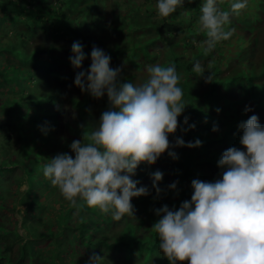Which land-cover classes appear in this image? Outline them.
Returning a JSON list of instances; mask_svg holds the SVG:
<instances>
[{
	"label": "trees",
	"instance_id": "1",
	"mask_svg": "<svg viewBox=\"0 0 264 264\" xmlns=\"http://www.w3.org/2000/svg\"><path fill=\"white\" fill-rule=\"evenodd\" d=\"M157 2L0 0V264H86L93 253L103 257L100 264H169L152 228L156 210L190 201L194 179L222 178V153L243 150L241 122L257 115L264 125V0H248L231 17L233 35L208 55L199 25L203 0H185L168 18L158 14ZM231 2L220 7L228 10ZM75 42L85 54L83 69L96 46L112 68H122L121 82L134 85L148 79V66L174 64L188 106L169 140L202 142L171 149L176 160L166 152L153 165L140 164L132 179L149 195L132 198L134 216L120 221L98 209L77 212L43 175L50 158L74 156V140L88 142L109 107L106 94L96 99L74 84L81 70L70 62ZM197 61L203 77L193 71ZM157 170L163 173L159 194L152 186Z\"/></svg>",
	"mask_w": 264,
	"mask_h": 264
},
{
	"label": "clouds",
	"instance_id": "2",
	"mask_svg": "<svg viewBox=\"0 0 264 264\" xmlns=\"http://www.w3.org/2000/svg\"><path fill=\"white\" fill-rule=\"evenodd\" d=\"M184 3L158 0L156 7L161 17L168 18ZM220 3L203 0L200 5V31L207 37L204 55L233 35L235 30L228 28L231 17L248 7V0H232L228 10ZM72 53V66L81 69L74 84L96 99L106 94L109 107L102 112L98 127L86 135L88 142L74 140L70 145L74 156L59 153L50 158L43 175L77 212L85 207L98 209L120 221L134 216L132 198L149 195L147 187L138 188L139 181L132 179L140 164L153 165L166 152L176 160L178 155L171 149L196 148L202 142L177 138L173 145L169 140L180 128L178 118L188 106L174 64L148 66V79L134 85L121 82L122 68H112L111 57L99 47L93 46L88 69L82 68L85 54L79 42L73 43ZM193 71L201 77L205 73L199 61ZM208 73L206 82H212ZM188 120L185 116V125ZM189 128L195 124L183 131ZM239 128L243 150L233 146L222 153L218 161L222 178L214 182L194 179L190 201H183L178 209L164 205L156 210L160 218L152 228L169 264H264V125L251 115ZM162 179L161 171L152 173L157 194L162 191L158 187ZM178 183L169 189L175 190ZM102 259L93 253L86 264H100Z\"/></svg>",
	"mask_w": 264,
	"mask_h": 264
}]
</instances>
